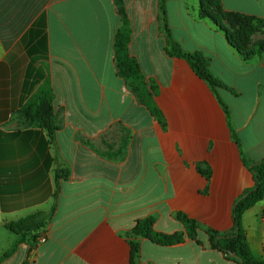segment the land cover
Returning a JSON list of instances; mask_svg holds the SVG:
<instances>
[{"label":"crops","instance_id":"obj_1","mask_svg":"<svg viewBox=\"0 0 264 264\" xmlns=\"http://www.w3.org/2000/svg\"><path fill=\"white\" fill-rule=\"evenodd\" d=\"M222 1L227 11L264 17V0ZM160 2L0 0V264H131L126 233L150 216L168 235L184 230L179 212L233 231L234 203L255 185L242 154L264 160V57L243 61L223 31L199 18L201 0L166 1L173 39L205 54L224 85L228 118L189 64L167 54ZM125 21L132 57L159 87L166 127L120 76L116 40ZM46 83L53 136L23 113ZM199 163L211 167L210 181ZM39 213L48 219L43 229L9 228ZM243 227L264 260V200L245 212ZM198 240L141 239L142 264H238L210 247L204 231Z\"/></svg>","mask_w":264,"mask_h":264},{"label":"trees","instance_id":"obj_2","mask_svg":"<svg viewBox=\"0 0 264 264\" xmlns=\"http://www.w3.org/2000/svg\"><path fill=\"white\" fill-rule=\"evenodd\" d=\"M166 1L167 0H161L160 12L161 29L167 37V54L171 57L185 59L191 65L195 73L211 87L227 114V117L230 118L229 107L216 93V90L224 87V85L211 73L210 59L202 52H185L173 39L167 21ZM199 18L210 20L217 29L223 31L243 61L250 62L256 58L264 57V42H256L254 40L256 35L261 33L264 34V17L227 11L223 6L222 0H201ZM131 36V24L129 21H125L118 32L116 40L117 64L120 76L132 82L137 88H142L147 107L154 117L164 125V116L152 97V94H158L159 87L154 81L147 80L139 62L132 57L129 48ZM23 113L31 120L32 124L38 123L47 129L51 136L54 135L57 128L52 124L54 117L53 91L49 83H46L40 93L31 99ZM232 132L234 135L233 139L237 142V135L234 133V130ZM242 155L245 157V165L254 175L255 185L251 189L245 191L234 204V229L232 232L224 233L211 228H202V225L196 220L179 212L176 217L184 224L186 232H177L168 235L156 231V219L150 216L139 220L134 229L126 233L131 245V264H142L141 239L150 240L161 246L181 244L188 238L201 244L198 240L200 231H204L207 234L210 247L222 252L228 260L235 261L238 264H264V260L257 259L253 255L246 230L243 227V216L245 212L264 200V160L253 162L250 161L245 154ZM59 174L60 172L57 173V176H59ZM47 222V217L39 213L18 222L11 223L9 228L21 235V232L39 231L46 226ZM21 237V239H17V242L5 257L12 254L18 243L24 240L23 234Z\"/></svg>","mask_w":264,"mask_h":264},{"label":"rangeland","instance_id":"obj_3","mask_svg":"<svg viewBox=\"0 0 264 264\" xmlns=\"http://www.w3.org/2000/svg\"><path fill=\"white\" fill-rule=\"evenodd\" d=\"M254 40L256 41V42H264V34L263 33H261V34H258V35H256L255 36V38H254ZM176 58V57H175ZM182 60H185V59H182ZM186 61V60H185ZM187 62V61H186ZM188 63V62H187ZM189 64V63H188ZM189 66L191 67V65L189 64ZM192 68V67H191ZM193 69V68H192ZM194 71V70H193ZM195 72V71H194ZM196 74V73H195ZM197 75V74H196ZM198 76V75H197ZM199 77V76H198ZM200 78V77H199ZM201 79V78H200ZM202 80V79H201ZM204 81V80H203ZM155 82V81H154ZM132 83V82H131ZM156 83V82H155ZM207 83V82H206ZM133 84V83H132ZM207 85H208V83H207ZM209 86V85H208ZM136 87V86H135ZM209 88L211 89V87L209 86ZM136 89H137V91H139V93H140V95L143 97V100H144V103H145V95H144V93H143V90H142V88H137L136 87ZM218 89H220V88H218ZM216 90V93L218 94L219 92V90ZM214 93V92H213ZM159 95V92H158V94H152V97H153V99H154V101H155V103H156V105L158 106V104H157V101H156V98H157V96ZM219 95V94H218ZM220 97V96H219ZM221 98V97H220ZM218 99V98H217ZM219 101V100H218ZM145 105H146V103H145ZM147 106V105H146ZM158 108L160 109V107L158 106ZM149 109V108H148ZM161 110V109H160ZM151 112V111H150ZM161 112H162V114H163V116H164V125H163V127H166V125H167V122H166V119H165V115H164V113H163V111L161 110ZM153 115V114H152ZM227 115V114H226ZM154 116V115H153ZM157 119V118H156ZM159 121V120H158ZM161 123V122H160ZM234 130V129H233ZM232 130V131H233ZM233 137H234V135H233ZM237 144L240 146V143H239V140L237 141ZM244 156L242 155V160H243V162H244V164H245V161H244ZM246 166V165H245ZM247 167V166H246ZM248 168V167H247ZM197 169H198V171L202 174V175H204L205 176V178L208 180V181H210L211 180V177H212V171H211V167L209 166V164H207V163H199V164H197ZM249 169V168H248ZM250 170V169H249ZM252 173V172H251ZM253 174V173H252ZM255 179V178H254ZM247 191V190H246ZM208 192V189H206L205 190V193H207ZM242 196V195H241ZM240 196V197H241ZM236 202V201H235ZM235 204V203H234ZM188 216V215H187ZM189 217V216H188ZM176 219H177V217H175ZM190 218V217H189ZM192 219V218H191ZM178 220V219H177ZM193 220H195V219H193ZM179 221V220H178ZM197 221V220H196ZM179 222H181V221H179ZM198 222V221H197ZM182 223V222H181ZM199 223V222H198ZM155 224H156V222H155ZM183 224V223H182ZM200 225H202L201 223H199ZM183 226H184V224H183ZM202 228H209V227H205V226H203L202 225ZM180 232H186V228H185V226H184V230L183 231H180ZM177 233V232H176ZM175 234V233H174ZM189 239V238H188ZM187 240V239H186Z\"/></svg>","mask_w":264,"mask_h":264},{"label":"built area","instance_id":"obj_4","mask_svg":"<svg viewBox=\"0 0 264 264\" xmlns=\"http://www.w3.org/2000/svg\"><path fill=\"white\" fill-rule=\"evenodd\" d=\"M43 241H45V239H43Z\"/></svg>","mask_w":264,"mask_h":264}]
</instances>
